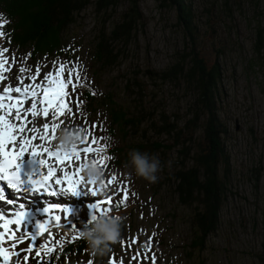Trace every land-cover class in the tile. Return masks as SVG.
Returning <instances> with one entry per match:
<instances>
[{
	"label": "rangeland",
	"instance_id": "obj_1",
	"mask_svg": "<svg viewBox=\"0 0 264 264\" xmlns=\"http://www.w3.org/2000/svg\"><path fill=\"white\" fill-rule=\"evenodd\" d=\"M163 1L138 0L141 21L135 37L126 47L119 64L102 76L92 73L89 52L99 31L103 27L109 30L119 21L120 15L129 6L126 0L120 2L115 12H107L111 17L104 25L101 16L95 13L94 6L83 10L65 32L64 54L60 56L32 57L29 47L17 50L9 44L5 35L0 37V49H7L4 57L10 61L7 72L15 73L13 80H18L21 67L29 69L25 71L28 74H33L36 66H39L41 76L62 62L74 70L78 69L83 77V86H79L74 93L69 88V102L74 113L86 115L87 121L99 125L97 129L86 126V122L81 118H58V124L63 129L82 131L83 138L88 135L97 138L94 147L100 149V153H93L92 160L88 154V158L83 160L85 167L91 162L104 169L102 185L96 184L97 195L84 199L81 196H85L86 191L81 188L80 194L74 196L75 200L72 202L64 198V201L58 202L46 200L47 203L41 202V205L56 203L88 208L89 205L106 200L110 196L119 201L120 196L115 194L117 185H107V179L111 175L118 177L117 184L122 180L130 191L137 194L125 207L122 237L113 246L110 255L94 256L88 248L80 256L69 257L67 264H83L89 259L94 261V264H110L113 257L117 261L122 259L124 264H259L256 255L260 251L262 241L261 211L264 207V51L255 53L254 44L256 28L264 25V0H229L227 3L224 0H179L188 8L192 26L195 28L194 40L188 44L208 63H220L222 70L217 103L218 116L226 129L223 139L228 166H220L219 172L227 191L220 210L218 228L209 236L203 250L193 254L188 252L191 242V208L180 204L173 192L172 174L179 167L176 162V150L179 147L173 149L167 159L161 160L163 169L158 174L156 183H149L137 177L126 164L118 167L115 160H105L104 146L116 148L126 142L142 141L132 135L124 138L120 131L112 136L106 134L109 120L103 99L106 93L110 92L117 102L132 105V99L138 96H135L136 89L134 92L126 90V83L128 80L133 81L135 76L136 81L143 86L145 96L142 98V105L146 109L150 112L164 111L166 115L175 114L182 121L187 117L186 109L192 95L187 92L185 86L159 82L150 76L159 74L174 64L182 56L187 40L184 32L185 22L179 19L177 0H169V7L164 6ZM13 58L15 62L11 63ZM13 80L8 82L13 83ZM42 82L40 80L38 83ZM27 83L29 84V79ZM86 89L99 96L98 104L87 106L88 94H84ZM77 98L82 102L79 109L75 108ZM43 119L41 117V124ZM65 122L67 127H63ZM59 131L60 128L57 135ZM200 132L198 130L196 135ZM145 137L151 141L171 143L164 136L158 138L151 132L146 133ZM81 175L85 177L83 173ZM113 205L114 203L102 205L103 214L107 215ZM100 213L101 211L93 208L88 214L99 216L102 214ZM61 215L64 216V213ZM34 227L35 225L32 224L31 227L30 223L28 227L23 226L29 232ZM50 228L53 246L56 241L65 242L73 236L69 230L59 232L54 226ZM133 237H138L139 243L134 244L132 248L143 253V257L137 256L134 259L133 251L122 247L121 241ZM150 238L152 244L149 252L145 242ZM43 241L44 237L41 236L37 243ZM28 246L26 242L19 245V248L25 249ZM153 255L155 260L149 258ZM47 257L44 256L45 260ZM27 264H36V260L30 257Z\"/></svg>",
	"mask_w": 264,
	"mask_h": 264
},
{
	"label": "trees",
	"instance_id": "obj_2",
	"mask_svg": "<svg viewBox=\"0 0 264 264\" xmlns=\"http://www.w3.org/2000/svg\"><path fill=\"white\" fill-rule=\"evenodd\" d=\"M122 0H0L1 17L7 22L4 30L17 49L30 48L33 56H53L64 54V34L75 22L77 16L88 6L101 16L103 25L115 12ZM128 8L120 15L119 21L109 30L103 27L94 39L89 52L90 67L95 76H102L117 66L126 47L134 39L141 21L138 0H126ZM227 3L229 0H224ZM164 6H170L164 0ZM179 19L185 22L186 42L182 56L159 74L150 75L153 80L183 85L192 95L186 109V119L166 115L164 111H149L142 105L143 86L128 80L126 90L134 92L130 104L119 103L114 95L106 93L103 105L107 111L110 136L121 132L123 137H139L142 141L123 143L111 152L117 157L116 164H127L128 152L132 149L157 153L165 160L173 149L179 167L172 174L173 192L180 204L191 208L189 227L191 242L188 252L200 253L209 236L213 235L219 224L221 207L225 201L226 186L221 179L220 166H228L223 136L226 129L218 116V87L221 81V66L217 61L208 63L200 57L190 44L193 42L195 28L186 5L177 0ZM264 51V25L255 30L254 52ZM39 57V56H38ZM190 91V92H189ZM88 94L87 106L99 103L97 95ZM134 95V94H133ZM144 126H146L144 128ZM200 130V134L196 132ZM156 137L164 136L171 143L149 140L146 133ZM166 141V142H167ZM224 176V175H223ZM260 251L256 255L259 264H264V207L261 211ZM87 244L80 239L66 246L61 258L76 250L77 255L85 250Z\"/></svg>",
	"mask_w": 264,
	"mask_h": 264
},
{
	"label": "snow or ice",
	"instance_id": "obj_3",
	"mask_svg": "<svg viewBox=\"0 0 264 264\" xmlns=\"http://www.w3.org/2000/svg\"><path fill=\"white\" fill-rule=\"evenodd\" d=\"M6 22L3 17H0V29ZM4 35L5 33L0 31V37ZM6 51L7 49H0V85H3L0 87V181L5 182L7 188L14 190L17 194L23 191L25 182L21 180V167L17 161H22L24 153L28 152L32 158L31 163L39 166L28 174L27 183L31 185L33 193L56 196L59 191L62 195L78 196L80 189L86 188L92 196H96V189L88 187V185H94L95 182L85 179L81 173L85 168L83 160L88 158V154L98 155L101 151L94 147L97 138L94 135L87 136L88 142L93 144V147L80 149L74 146L70 152H65L56 143L58 135H53L57 133L58 128L63 129L58 124L59 117L81 118L86 122V126L99 128V125L87 121L86 115L74 113L73 106L69 102L71 99L69 88L74 93L79 86H83L80 71L62 62L58 66L54 65L53 70L41 76V68L36 66L35 72L28 77L29 84L25 85L23 73L29 69L21 67L17 84L13 85L9 82L4 85L3 82L8 78L3 73L8 70L7 66L10 63L4 57ZM14 62L15 58L11 63ZM38 79L43 82L38 83ZM81 103L77 98L75 108L79 109ZM26 104L27 107H25ZM41 117L44 118L42 124ZM63 127H67V122ZM107 159L105 157V160ZM33 176L37 178L34 179ZM117 181L118 177L111 175L107 179V185H117L118 190L115 194L120 196V200L116 206L126 207L137 194L130 191L122 180L118 184ZM65 183L68 187L62 186ZM0 201L10 203L6 200V194L2 188H0ZM112 203L113 197L110 196L92 207L103 214L102 205ZM44 211L47 219L37 224L34 234L23 228L26 217L23 205L20 206L19 211L14 213L0 214V264H22V262L27 264L30 257L36 260V264H51L50 259L46 261L42 257H50L54 252L57 253V258L59 257L64 248V241H56L53 246L50 225L57 228L68 227L72 232H76L77 228L71 226L69 222L66 225L61 224L62 217L55 213H64L67 217V210L59 205H50ZM96 218V214H93L90 221H95ZM41 236L44 237V241L37 243ZM79 238V235L72 236L67 242L75 243ZM9 241L11 242L10 247H3ZM25 242L29 246L20 249L19 245ZM121 243L122 247L133 251L134 259L137 256H144L143 253L132 248L134 244L139 243L138 237L121 241ZM151 244V238L145 242L149 252ZM149 258L155 260L154 255ZM83 264H94V261L89 259ZM110 264H124V262L122 259L117 261L113 257L110 259Z\"/></svg>",
	"mask_w": 264,
	"mask_h": 264
},
{
	"label": "clouds",
	"instance_id": "obj_4",
	"mask_svg": "<svg viewBox=\"0 0 264 264\" xmlns=\"http://www.w3.org/2000/svg\"><path fill=\"white\" fill-rule=\"evenodd\" d=\"M84 133L72 129H62L57 136V145L62 151L70 152L83 139ZM126 167L139 178L156 183L158 174L163 169V164L157 153H149L132 149L128 152ZM83 175L89 181L102 185L104 179V169L99 165L89 162L83 170ZM124 221L120 215H105L97 217L95 221H90L80 230V238L87 244L90 252L94 256L107 257L117 244L123 231Z\"/></svg>",
	"mask_w": 264,
	"mask_h": 264
},
{
	"label": "bare ground",
	"instance_id": "obj_5",
	"mask_svg": "<svg viewBox=\"0 0 264 264\" xmlns=\"http://www.w3.org/2000/svg\"><path fill=\"white\" fill-rule=\"evenodd\" d=\"M28 106V105H27ZM26 106V107H27ZM78 147V146H77ZM63 187H68L67 183H65L64 185H62ZM57 193H59V191H57Z\"/></svg>",
	"mask_w": 264,
	"mask_h": 264
}]
</instances>
